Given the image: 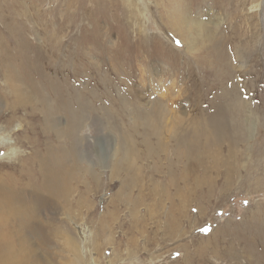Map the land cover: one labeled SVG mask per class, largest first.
<instances>
[{"label":"rangeland","instance_id":"rangeland-1","mask_svg":"<svg viewBox=\"0 0 264 264\" xmlns=\"http://www.w3.org/2000/svg\"><path fill=\"white\" fill-rule=\"evenodd\" d=\"M68 1L0 0V178L33 191L40 183L28 170L38 169L35 151L66 171L33 201L31 222L44 240L30 239L35 262L184 263L210 231L223 228L232 236H223L216 257L205 250V264H264L261 252L254 259L246 246L255 231L246 225L252 211L244 212L264 209V154L247 147L226 172L214 145L206 157L202 134L212 103L238 86L258 110L253 134L264 125V0H74L71 8ZM186 28L192 43L181 36ZM29 45L37 51L21 58ZM211 53L220 65L207 62ZM42 54L52 55L53 67L21 65L43 66ZM7 61L16 68L12 85L2 74ZM17 87L27 97L15 106ZM57 95H73L70 109L76 95L77 109L88 105L77 130L80 169L67 131L71 117ZM155 114L164 121L161 134L148 127ZM194 139L200 151L187 157Z\"/></svg>","mask_w":264,"mask_h":264},{"label":"bare ground","instance_id":"bare-ground-1","mask_svg":"<svg viewBox=\"0 0 264 264\" xmlns=\"http://www.w3.org/2000/svg\"><path fill=\"white\" fill-rule=\"evenodd\" d=\"M73 1L74 0H72V1L69 0L67 2L68 8H71L69 6V4L71 5V2H73ZM102 1L103 0H101L99 2H102ZM157 6H159V5H157ZM2 9H3V7H2ZM9 13H10V9H9ZM1 14H2V12H1ZM0 17H3V16H0ZM188 31H189V29L182 32L181 36L183 37L184 40L186 38H188V40L192 43L194 41V39L191 40V37H193V36H190L191 35L190 31L189 32ZM20 33H22V32H20ZM23 36L25 37V35H23ZM23 36H20V37H22V39H23ZM16 39H17V37L15 36V40ZM47 41H48V43L45 41V44L47 46L45 49V51H46L45 53H50V51H51L50 49H53V46H54L53 40L50 39V37H48ZM186 42H187V40H186ZM36 48H38V47H36ZM27 49H28L29 53L32 51H37L34 47H31L29 45L28 48H23L20 51L19 54H20L21 58L26 59L27 57H29V53L26 51ZM4 50H5V48H4ZM7 52H8V50H7ZM213 52L215 54V51H213ZM40 54L41 53L38 50V53H36L34 55V57L37 55V58H38L40 56ZM214 54L210 55L209 59H206V60L209 64H214V66H216V65L218 66L221 64L222 60H221V57H215ZM49 55L42 54V57L45 59V64L43 61H41V63L44 64L43 66H39L35 63H32V67H29L28 63L27 64H21V61L18 60V56H14L13 59L18 60L21 65H24L25 70L34 69V68H39V69L42 68V69L46 70V69L53 67V65H52L53 64V58L51 57L52 55H50V56ZM206 57L208 58V56H206ZM1 59H2V56H1ZM8 59L10 60V56L7 57L6 60H8ZM228 59H230V58H228ZM21 60H23V59H21ZM223 64H225L224 61H223ZM223 67H225V66L223 65ZM1 69L4 70V72L2 74H5L8 76L9 82L12 85V81H15L14 77H16L15 66L12 65L11 62L7 61L6 64H4ZM46 82L50 83V88L54 87V82H52L50 79L46 80ZM24 84L31 91H33L35 89V86L27 80H25ZM222 85H223V83H219L218 86L222 89ZM238 88H239V86H238ZM238 88L232 87L230 89V91L224 90L226 92L222 95H219L218 96L219 98L216 100V102L212 103L211 112L210 113L207 112L206 114L203 113L205 115L204 118H207L205 120V121H207L206 122L207 124H204V125H206L207 131L204 130V132L202 133L204 136L203 150L205 151L206 157L209 158V155H211L210 151L212 150L211 146L214 145L213 147L215 149L214 150L215 152L212 151L213 155L216 154V156H217V155H223L224 154L225 157H224V159H221L220 162L227 163V165L230 167V168L225 169L226 172L233 171L232 169H234L235 164H237V163H235V160L232 156L238 155L241 151L245 150V148H247V147H249L251 149L249 151L256 152L257 154H264V125H260L258 127L259 129L257 130V133L253 134V130L255 129V127H257L256 126V122H257L256 120L257 119L254 117H258V115H257L258 110L255 109V107H254L255 104L252 105V104H250L249 101L242 99V97H243L242 93H241L242 91ZM12 89L15 90L13 97H12V101H11L12 104H14L15 106L23 104L24 103L23 101H24L25 97H27V95L26 94L21 95V94H23L25 92H23L21 89H19V87L12 88ZM223 89H226V86H223ZM57 96H59L61 108H63L66 111L67 115L71 117V119L68 118L69 126L67 128V131L70 132V134L73 136V139H74V142L71 145V147L73 148V150L76 153L74 166L76 168L80 169L79 167H83V166H81V161L84 158H80V157H82L81 156L82 152H81L80 142H79V140H81V137L77 133V130L79 128H81L82 121L84 120L86 115L88 116V114H89L86 111H81V109L84 105L85 106H88V105L84 104L82 107L77 109V106L79 103L78 98H80V99H82V98H81V95H76L77 96V106L70 109L69 107L72 105L71 99H72L73 95L68 96V98H67V96L66 97H62L61 95H57ZM83 98L85 99V96H83ZM208 109L210 110V108H208ZM198 112H199V110H198ZM157 114H160L162 116V114H165V109H163L162 106H160L157 110ZM6 121H7V123H10V120H6ZM254 122H255V125H253ZM160 125H161V123H159V117L155 114L153 123L149 122V124H148L150 132L161 134L160 133V130H161ZM163 125H164V121H163L161 126L163 127ZM258 125H259V123H258ZM169 135L171 136V133ZM252 138H253V142H252ZM254 139H256V140H254ZM146 142H147V146H148L149 145L148 140H146ZM174 142L176 143L177 147H179V146L185 147L186 146L185 141L174 139ZM197 143H198V140L194 139L193 144L186 150V156L187 157H190V156L192 157L194 154L197 155V153L200 151V147H199L200 145H198ZM223 152H225V153H223ZM244 152H246V151H244ZM34 153H35V155H34V158L32 159V161H35L37 163L38 169L28 168V170L29 171L31 170V172L29 174H31V176H36L40 183H37V185H35L34 190L31 191L29 194H28L25 186L16 185L14 182H7L6 180L0 178V264H40L41 263L38 260L35 262V260L38 258L36 257L35 250L31 246L32 242L30 241V239H33L34 241H36V243H38V242L44 243V240L42 238V231H38V229L34 228V225L31 222L32 219L34 220L35 213H36V211H32L34 208V202L33 201L38 200L40 192H44L46 194L48 192V190L51 189L52 185L56 182V178H58L60 180L59 174L65 176L66 171L63 169L61 170V169H59L53 165H50L48 162V159H47V153H40L37 151H35ZM126 155H127V158H123V159L126 162H129L130 161L129 160L130 159L129 153L122 154V157L126 156ZM200 158H201V155H200ZM202 161H205V160H202ZM86 170H87V172L90 171L88 168H86ZM114 170H116V168H114ZM195 183L197 186L199 182L194 181V184ZM230 183L226 182L223 187H226V186L229 187ZM184 184L187 185V182ZM209 188H211V186ZM212 188H213V186H212ZM185 192H186V190H185ZM186 194H187V192H186ZM255 207L256 208H251V207L247 208L244 211L245 213L247 212V214H249L252 211L251 216H250L251 218L246 222V225L250 229V231H255L254 236L250 237L246 246L251 248L250 251H251V254H254V259H257L258 252H261V259L264 260V209H261V207L258 205ZM242 221H244V220H242ZM35 224H36V222H35ZM222 229L220 231H210L206 235L207 237L201 235L202 238L205 239V237H206V239H208V240H206L205 243H202V245L199 244L200 247L199 246L196 247V249L198 248V250H196L194 252V254H192V256L189 255V257H186V258L184 256V259L181 258L184 263H181V262L180 263L181 264H205L206 260H207L206 256H208V255L204 254V252H205V250H208V249L210 250V253L215 254L213 256L216 257L218 247L220 246V244L225 242L223 240L224 239L223 236H225V235L232 236V232H233L230 230L229 231H222ZM234 231H236V230H234ZM170 232L171 231H169L168 233H170ZM241 233H242L241 231H238L236 238ZM214 234H218L217 237L214 238ZM212 235H213V237L210 238ZM213 238H214V240H213ZM184 253H185V251H184ZM186 255H187V253H186ZM251 256H253V255H251ZM39 259H40V257H39ZM178 260L179 259L176 258V261H178ZM178 263L176 262L174 264H178ZM108 264H110V260H108Z\"/></svg>","mask_w":264,"mask_h":264}]
</instances>
